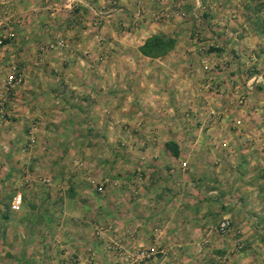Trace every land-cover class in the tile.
Here are the masks:
<instances>
[{"label":"crops","instance_id":"1","mask_svg":"<svg viewBox=\"0 0 264 264\" xmlns=\"http://www.w3.org/2000/svg\"><path fill=\"white\" fill-rule=\"evenodd\" d=\"M177 1L0 0V14L9 17L12 21L9 27L17 35L3 50L4 62L10 61L11 56L22 61L28 58L27 47L37 33L38 38L44 40L42 34L47 28L60 30L65 43L61 51L40 53L41 65L32 70L40 74L39 84L35 81L15 86L5 107L13 115L19 113V118L23 110H30L23 114L25 117L38 114L40 118L34 129L36 141L71 139L55 152L58 159L64 161L66 155L77 156L79 160L87 157L90 165L79 173L82 166L75 164L77 172L56 184L60 190L53 193L51 189L34 190L32 187H38L37 183L33 181L26 186L21 179L17 189L12 173L18 166L0 164V264H87L80 243L87 232L92 239L91 229L94 258L90 264H128V252L140 244H153L160 236H171L170 245L172 238H177V245L168 246L170 249L164 255L168 260L163 264H251L253 261L264 264V252H257L261 246L256 248L250 242L255 235L263 236V229L234 225L232 231L223 235L209 221L213 216L219 219L231 212H234L232 220L241 218L235 209L238 200L228 202L222 189L231 187L240 195L239 189L243 187L240 172L244 170L241 161L248 158L249 152L242 148L245 145L242 136L226 128L229 119L202 118L203 130L180 129L174 117L164 114L173 103L172 88L144 78L137 79L133 85L119 83L120 87H127L119 90L124 92L125 99L110 97L113 73L122 74L113 66L119 58L127 64L123 68L126 74L155 73L154 67L158 73L169 71L163 64L175 52L152 58L161 63L153 68L142 67L133 58L148 60V56L138 50L143 38L152 31L165 32L176 25ZM134 2L140 4L142 10L153 3L171 8L170 12L174 10L175 14L162 21L142 19L135 15ZM183 2L187 15L191 13L204 27L211 26L208 20H212L209 18L212 9L209 7L214 0ZM52 4L56 11L61 10L56 18L32 16L37 10L42 15ZM71 5L74 19L69 23L64 13ZM200 7L203 14L197 12ZM97 13L102 18L98 26L93 20ZM98 36L102 37V45L98 44ZM235 71L238 75V69ZM53 74L61 75L62 79L52 82ZM255 86L249 89L254 97ZM262 87L264 90V85ZM34 89L40 91L38 104L31 100L23 108L16 102L20 91L32 93ZM54 94L57 96L52 100L50 97ZM139 107L155 111L150 124L144 125L146 117H133L132 111ZM185 123H188L186 119ZM198 138L201 139L199 147L192 141ZM221 138L227 139L228 144L212 145V141ZM167 140L175 142L176 155L164 145ZM45 155H49L46 149L43 152L33 149L27 154V162L33 161V167L40 171L39 164ZM212 156L217 159L215 164L210 161ZM255 158L257 172L253 185L262 183L264 186V153L255 154ZM181 160L193 163H189V171L181 170L178 163ZM48 168L53 169L49 165L43 171ZM227 172H232L233 177H227ZM259 175L263 177L258 178ZM100 185H103L102 191L96 190L95 186ZM183 187L189 188V194L176 193ZM202 187H214L217 193L214 197H200L196 202L193 190L199 191ZM17 191L21 193V205L12 210L9 202ZM201 192V195L208 194ZM179 218L183 219L181 226L175 227V220ZM159 222L162 228L155 226ZM235 231H241L249 241V246L237 254L229 252L231 234ZM113 247L116 250L111 255Z\"/></svg>","mask_w":264,"mask_h":264},{"label":"rangeland","instance_id":"2","mask_svg":"<svg viewBox=\"0 0 264 264\" xmlns=\"http://www.w3.org/2000/svg\"><path fill=\"white\" fill-rule=\"evenodd\" d=\"M177 2L179 4L176 6V9L179 10L176 11L177 21H174L176 25H171L165 32L160 29L150 32L161 33L174 38L173 46L164 54L156 56L164 57L169 51L175 52L171 58L166 59L164 62L165 64H163L166 68H169V71L159 72V74L157 68L154 66L155 64L161 65V63L151 60L155 57H148V60L136 59L134 57V62H137L142 67H154L156 72L143 73V76L139 74H126L123 73V68L127 67L126 62L120 58L115 61L113 60L114 63L116 62L113 66L117 67V70L121 71L122 74L117 72L113 73L111 80V84H113V93L110 97L115 100L118 98L122 100L125 99L124 92L119 90L126 89V84L133 85L136 83L137 79L139 81V79L142 78L141 80H143L144 78L145 81H152L165 88H167V86L172 88L171 98L173 99V103L169 111L166 110L164 114H169V116L174 117L176 126L180 129L190 128L192 131H201L205 128V125H203L204 123L201 122L202 118H204V120L207 118L209 120L213 118L219 119L221 117L228 118L229 120L228 123H226V128L228 127L227 129L229 131L236 130V134L238 132V134L242 136L241 140L245 143L242 148L246 149L245 152H249L248 158L245 157L243 158L244 161H241V163L244 164L242 165L244 170L240 172V175H242L241 183L243 185V187L239 189L240 195H237L236 191L231 187L222 189L226 193L225 198L228 202L234 203L237 202L236 199L238 200L235 209L237 213L241 214V218L237 217L235 221L232 220L234 212H231V215H225L230 218L231 224L224 232L217 230V223L223 216L219 219L213 216L212 221H209L212 223V227L223 235L232 231L234 225L237 227L245 224L250 228H260L264 230V186L262 183H260L259 186L253 185L257 172L254 169L256 166L255 154H259V152L260 154L264 153V90L262 87L264 85V0H214L210 7L205 5L212 9L210 13L211 17H209L212 20H208V22H211V26L207 27L196 22L191 13L188 15L185 13L183 6L186 3L183 2V0H178ZM51 6L52 7H47L42 15L38 10L33 11L32 16H34L33 14H35L36 17L47 16L49 20L51 18H56V16H58L57 13H61V10L57 9L56 11L55 6L53 4ZM132 7L134 11L140 10V18L148 19L149 21L169 18L175 14L174 10L170 12L171 8L168 7L165 9L164 7L154 6L153 3H149L143 7L144 10H142L140 4L136 2L133 3ZM201 9L203 8L200 7L197 10L198 14H203L204 11ZM98 14L100 13L94 15L95 17L93 20H96ZM64 15L68 16L69 23L73 21L74 9L72 5L69 6V11H66ZM67 25L69 24L67 23L66 26ZM16 36L14 32V36L11 40H15L14 38H16ZM38 36L39 34L37 33V37H35L33 39L34 41L27 47L26 54H28V58L22 61L12 56L10 57V62L15 63L23 74V82L20 83L21 86L35 81L37 83H35L36 85L39 84L41 80L40 74L34 73L32 70L34 68L38 69L41 65V61H39L41 52H50L51 50L61 51L64 47V45L60 48L50 46V43L54 44L56 39L60 38L63 40L64 37L60 30L58 32L47 28L42 34L44 40H40ZM97 41L99 45H102V37L98 36ZM20 50L19 48L18 51ZM237 69L239 71L238 75L235 71ZM53 72L55 73L56 71ZM50 77L51 81L54 83L62 79V76L57 74H53ZM120 82L125 84L124 87H120ZM253 85H256V90L254 92L256 94L255 97L251 96V92L249 91ZM23 91L19 92V97H17L16 102H19L23 108L25 106L27 107L28 102L31 100H34L35 105L36 103L38 104L40 101V91L35 89L32 93ZM84 94L87 95L88 93ZM56 96L57 94H54L50 98L53 100ZM9 110V108L5 107L4 113L0 115V164L8 166V164L11 163L18 166V169L15 170L14 173L11 172L16 179L15 182L18 184L17 189L20 187L19 180L21 179L22 184L26 186L29 185V183H33V181L37 183L38 187H32L34 190L45 191L51 189L53 193H58L60 187H57L56 184L62 180H67L77 172L78 169L74 168L75 164L82 166V169L78 171L79 173H82L83 169L86 170V168L90 167L87 157H82L79 160L77 156L66 155L64 161L57 158L58 155L55 153L57 149L65 143L72 141L71 139L61 140L51 138L46 140H35L34 129L36 125H38L37 120L40 118L38 114H33L31 118L25 117L23 114L28 113L30 110L26 112L23 110L22 118H19V113L13 115L9 113ZM132 113H134L133 117H146L147 121L144 122V125H147V123L150 124L151 118L155 117V111H152L150 107H139L133 110ZM185 119L188 123H185ZM30 137H32V139H29ZM192 141L195 143L194 146L199 147L201 143L200 138L195 141L192 139ZM226 141L228 140L221 138L218 139L217 142H215V140L212 141V145L217 144L218 147H223L228 144ZM241 143L242 142H240V144ZM120 146L123 147V143ZM69 147L73 148L74 145L69 144ZM33 149L42 152L46 149L49 154L47 156L45 155V157H43L44 160H42L43 162L39 164L41 168L39 169L40 171L33 167V161L31 164L27 162V154ZM74 160H76L75 163ZM214 160L217 159L212 156L210 159L212 164H215ZM49 161H52L51 164ZM233 162L235 163V160ZM178 163L180 168L182 167L181 170L184 171H189V163L193 164L190 160H181ZM49 165H51L53 169H44L46 170V172H44L43 168ZM43 172L44 175H42ZM65 173L68 174V176H64ZM236 173L234 172V174ZM45 177H48L49 180H45ZM227 177H233L232 172H227ZM257 177L263 176L259 175ZM102 186L103 185L98 186L100 188L95 186V188L98 191H102ZM186 189L187 188L183 187L182 190L180 189L176 191V193L189 194V188L187 191ZM198 190L199 191L193 190L194 193L192 194L196 202L200 197H214L215 193H217L214 187H202ZM201 190L207 191L208 194L201 195L203 193ZM31 201L34 203V200ZM30 204L31 206L33 205L31 202ZM182 221L183 219L180 218L175 220L174 226H181ZM160 223L161 222L155 226L162 228V226H159ZM91 235L92 239L89 238V233L87 232L86 237H84L83 241L80 243L84 250L82 255L87 264H90L94 258V252L92 251V240L94 238L92 229ZM170 240L171 236H160L159 240L157 239L153 244L138 245L135 248L151 250L152 254L148 258L138 262L132 261L130 257H128V264H159V262L163 264V262H167L165 260L168 259H166L164 255L171 247L177 245V238H172L173 242L171 245ZM230 242L231 245L229 247L231 249H229V252L236 254L245 250L246 245L249 246V241L246 240V236L243 235L241 231L233 232ZM250 242L252 246L254 245L256 248L261 246L257 252H264V235H255ZM169 245L170 248H168ZM112 250L113 251L109 252L111 255L114 254L116 248L113 247ZM249 253H251V251ZM75 260L77 261V259ZM255 263L256 261H253L251 264Z\"/></svg>","mask_w":264,"mask_h":264},{"label":"built area","instance_id":"3","mask_svg":"<svg viewBox=\"0 0 264 264\" xmlns=\"http://www.w3.org/2000/svg\"><path fill=\"white\" fill-rule=\"evenodd\" d=\"M140 10L135 12V15L138 16ZM101 14H98L95 24L99 25L101 21ZM10 19L6 14H0V115L4 113L5 102L8 99L9 95L12 94L15 86L23 82V74L21 70L13 62H4L3 61V50L14 36V31L9 27ZM64 41L62 39H56L55 43H50L52 47H62ZM29 139H32L30 137ZM49 180L48 177L44 178ZM99 188V187H98ZM21 203V193L15 192L10 200V208L17 209ZM231 220L228 216H223L217 223V230L224 232L229 228ZM152 254L151 250L143 248H135L132 251L127 253V256L130 257L132 261L138 262L145 258H148Z\"/></svg>","mask_w":264,"mask_h":264},{"label":"trees","instance_id":"4","mask_svg":"<svg viewBox=\"0 0 264 264\" xmlns=\"http://www.w3.org/2000/svg\"><path fill=\"white\" fill-rule=\"evenodd\" d=\"M174 44V38L169 35H163L161 33H150L144 37L142 42L138 45V50L141 54L148 57H156L164 54ZM166 148L171 154H177V147L175 142L167 140L164 142Z\"/></svg>","mask_w":264,"mask_h":264}]
</instances>
